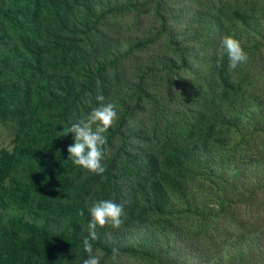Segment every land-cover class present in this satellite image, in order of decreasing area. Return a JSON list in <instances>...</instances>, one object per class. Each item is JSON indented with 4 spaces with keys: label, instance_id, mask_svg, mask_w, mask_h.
<instances>
[{
    "label": "rangeland",
    "instance_id": "1",
    "mask_svg": "<svg viewBox=\"0 0 264 264\" xmlns=\"http://www.w3.org/2000/svg\"><path fill=\"white\" fill-rule=\"evenodd\" d=\"M66 3L0 0V148L15 145L2 118L19 105L21 137L41 132L51 149L19 168L28 207L13 197L7 213L62 235L61 264L88 258L100 200L125 213L91 241L101 264L113 247L119 264H264V0ZM224 36L249 57L235 71L218 63ZM99 95L118 118L93 174L72 163L66 130Z\"/></svg>",
    "mask_w": 264,
    "mask_h": 264
},
{
    "label": "trees",
    "instance_id": "2",
    "mask_svg": "<svg viewBox=\"0 0 264 264\" xmlns=\"http://www.w3.org/2000/svg\"><path fill=\"white\" fill-rule=\"evenodd\" d=\"M58 1L63 7L69 8V3L65 4L66 0ZM38 17L39 14L35 12L33 19ZM25 100L29 105L30 92L25 96ZM27 116V109L17 105L2 118V120L13 121L17 133L14 147L0 148V264H61L62 259L58 256L56 249L65 243L62 235L54 236L23 215H11L6 210L9 205H12L13 197L18 201L21 198L22 203L17 204L16 208L28 207L26 206L28 192L21 188L16 180L19 168L27 165V161L29 163L37 160L46 164L50 159V145L48 141L44 142L41 132H37L30 139L21 137V128ZM217 125L216 122L212 124L211 133L216 130ZM37 136L39 141L31 142ZM36 164L30 165L35 168ZM9 180L11 192L7 187Z\"/></svg>",
    "mask_w": 264,
    "mask_h": 264
},
{
    "label": "clouds",
    "instance_id": "3",
    "mask_svg": "<svg viewBox=\"0 0 264 264\" xmlns=\"http://www.w3.org/2000/svg\"><path fill=\"white\" fill-rule=\"evenodd\" d=\"M225 55L228 59L229 69L235 71L239 66L246 64L249 57L239 40L232 36H224L217 52L218 63L222 62ZM99 106L94 108L79 122L73 124L67 133L74 134V144L68 147L72 163L86 169L93 174H103L105 167V146L108 143L106 133L118 118L116 105L105 103L103 95L97 96ZM91 219L87 225L88 237L83 240V249L88 258L83 264H101L100 253H94L91 241L97 240V229L111 226L113 229L121 228L122 217L125 215L123 206L112 200H100L92 203L88 208ZM83 216V210L80 212ZM120 250L112 248L110 264H119Z\"/></svg>",
    "mask_w": 264,
    "mask_h": 264
}]
</instances>
